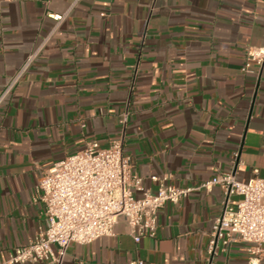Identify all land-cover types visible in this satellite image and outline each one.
<instances>
[{
    "label": "crops",
    "instance_id": "1",
    "mask_svg": "<svg viewBox=\"0 0 264 264\" xmlns=\"http://www.w3.org/2000/svg\"><path fill=\"white\" fill-rule=\"evenodd\" d=\"M253 47L264 0H0V264L45 225L43 173L116 140L146 189L159 177L191 192L160 210L154 238L136 243L120 220L114 236L72 243L64 264H207L225 196L198 188L220 172L264 178V65L244 71ZM249 248L220 243L214 264H264Z\"/></svg>",
    "mask_w": 264,
    "mask_h": 264
},
{
    "label": "built area",
    "instance_id": "2",
    "mask_svg": "<svg viewBox=\"0 0 264 264\" xmlns=\"http://www.w3.org/2000/svg\"><path fill=\"white\" fill-rule=\"evenodd\" d=\"M50 17L63 20L57 15ZM252 65L259 68L264 65V47L247 51L244 71L249 72ZM2 100L3 97L0 103ZM126 121L125 114L121 119L123 126ZM151 180L158 182L155 192L146 189L143 179L134 172L122 140L113 141L108 147L89 142L82 151L54 162L43 173L36 187V199L44 207L45 225L30 243L16 248L2 264H64L72 243L85 245L114 236L120 220L136 243L146 237L154 238L160 210L166 203L177 204L187 198L191 189L170 186L166 178ZM214 186H219L225 197L213 224L207 264H214L220 243L223 247L234 242L245 243L250 246L248 251L253 259L261 256L264 178L242 182L232 172H220L198 189L210 190ZM235 195L241 200L232 204L231 197ZM126 264L146 263L138 259Z\"/></svg>",
    "mask_w": 264,
    "mask_h": 264
}]
</instances>
